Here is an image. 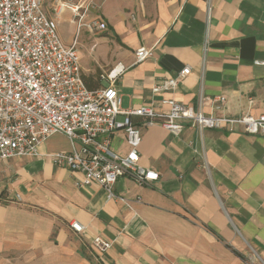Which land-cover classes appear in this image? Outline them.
I'll use <instances>...</instances> for the list:
<instances>
[{"label":"crops","instance_id":"1","mask_svg":"<svg viewBox=\"0 0 264 264\" xmlns=\"http://www.w3.org/2000/svg\"><path fill=\"white\" fill-rule=\"evenodd\" d=\"M101 1L85 21L104 20L109 37L88 36V44L95 42L102 68L118 74L123 108L165 98L197 108L202 92L207 113H264V65L255 63L264 61V0ZM142 46L153 52L137 63ZM187 65L176 89L153 93ZM96 80L99 87L110 81ZM218 95L226 96L220 109ZM134 120L142 129L140 163L159 179L141 185L120 177L113 197L99 183L78 187L81 174L48 156L0 160V264H264V135L241 125L176 134ZM70 146L57 133L41 153ZM111 147L128 151L123 130ZM96 236L111 247L99 252Z\"/></svg>","mask_w":264,"mask_h":264},{"label":"built area","instance_id":"2","mask_svg":"<svg viewBox=\"0 0 264 264\" xmlns=\"http://www.w3.org/2000/svg\"><path fill=\"white\" fill-rule=\"evenodd\" d=\"M47 1L0 0V160L48 156L54 165L81 174L75 181L78 187L99 183L113 197L120 177L130 176L141 185L159 179L156 170L140 163L142 129L134 117H142L147 126L160 124L176 134L187 126L202 135L205 129L241 125L248 134L264 135V113L248 111L238 117L207 113L203 108L207 98L202 92L197 108L173 98L123 108L115 69L108 75L107 85L89 88L77 45L82 27L90 32L107 29L100 18L85 21L96 1L53 0L50 7ZM67 11L77 26L71 43H65L59 31L60 18ZM210 13L208 5V18ZM152 52V48H138L136 62L146 60ZM255 63L264 65L262 60ZM190 72L191 67L185 66L177 76L156 83L153 93L176 89ZM213 102L220 109L226 96L218 95ZM253 103L249 98L250 106ZM120 115L122 120H118ZM119 130L124 131L129 147L126 153L111 147ZM57 133L69 138L70 149L41 153V146ZM71 227L78 233L84 230L76 220L71 221ZM91 242L101 253L111 247L101 236Z\"/></svg>","mask_w":264,"mask_h":264},{"label":"rangeland","instance_id":"3","mask_svg":"<svg viewBox=\"0 0 264 264\" xmlns=\"http://www.w3.org/2000/svg\"><path fill=\"white\" fill-rule=\"evenodd\" d=\"M95 1H96V7H94L93 10L101 9L103 5L102 1L101 0L99 1L95 0ZM52 3H53V0L47 1V4L49 5V7L51 6ZM71 16H72V13L70 11H67L60 18L59 31L65 43H71L76 33L77 26L76 24L70 21ZM107 31L108 30L106 31L96 30L94 34H91L86 31L85 27H83L78 33L77 47H78L79 54L81 57L83 73L87 77H93L95 79H99L100 75L103 74L104 77L107 78V76L110 74V67L102 68L99 62V59L95 58L96 57V54H95L96 47L93 48V45L95 44V42H93V44H88L91 42L89 41L88 36L92 38L94 35V37H100V38L107 39L109 37ZM101 45H104V44L102 43L100 44L97 52L104 50V46H101Z\"/></svg>","mask_w":264,"mask_h":264},{"label":"trees","instance_id":"4","mask_svg":"<svg viewBox=\"0 0 264 264\" xmlns=\"http://www.w3.org/2000/svg\"><path fill=\"white\" fill-rule=\"evenodd\" d=\"M84 79H85L86 84L89 88H98L99 87L98 80L94 79L93 77H87L84 75Z\"/></svg>","mask_w":264,"mask_h":264}]
</instances>
